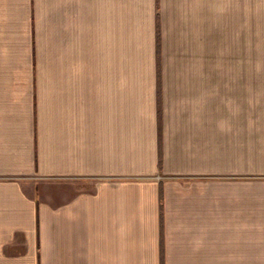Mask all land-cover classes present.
<instances>
[{
	"label": "crops",
	"instance_id": "0c3cea01",
	"mask_svg": "<svg viewBox=\"0 0 264 264\" xmlns=\"http://www.w3.org/2000/svg\"><path fill=\"white\" fill-rule=\"evenodd\" d=\"M0 264H264V72H206V0H0Z\"/></svg>",
	"mask_w": 264,
	"mask_h": 264
},
{
	"label": "rangeland",
	"instance_id": "374dc122",
	"mask_svg": "<svg viewBox=\"0 0 264 264\" xmlns=\"http://www.w3.org/2000/svg\"><path fill=\"white\" fill-rule=\"evenodd\" d=\"M264 72V0H206V72Z\"/></svg>",
	"mask_w": 264,
	"mask_h": 264
}]
</instances>
